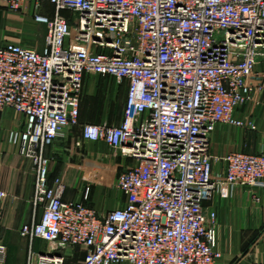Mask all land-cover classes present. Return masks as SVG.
<instances>
[{"label":"built area","instance_id":"obj_1","mask_svg":"<svg viewBox=\"0 0 264 264\" xmlns=\"http://www.w3.org/2000/svg\"><path fill=\"white\" fill-rule=\"evenodd\" d=\"M29 1L0 0L47 29L41 51L0 45V111L26 118L20 140L42 213L21 235L50 247L28 264H67L65 250L85 253L75 264H217L218 216L206 203L222 186H264V153L226 155L224 180L210 153L217 126L244 127L235 111L263 88L264 0ZM86 74L127 85L119 124L82 126L85 140L135 162L118 176L124 206L108 212L86 204L89 189L84 201L65 200L44 154L80 126ZM6 252L0 244V264Z\"/></svg>","mask_w":264,"mask_h":264},{"label":"crops","instance_id":"obj_2","mask_svg":"<svg viewBox=\"0 0 264 264\" xmlns=\"http://www.w3.org/2000/svg\"><path fill=\"white\" fill-rule=\"evenodd\" d=\"M27 4L30 9L33 1ZM47 12L53 15L54 7ZM44 30V25L34 22L30 11H8L0 5V45L14 42L28 46L23 41L43 35ZM256 69L264 74V58ZM97 76L85 75L87 96L80 105V126L68 129L63 137L45 148L44 154L50 159L51 183L60 179L66 185L65 200L84 201L89 189L86 204L108 212L124 206L126 198L118 189L117 180L135 162L112 150L104 141L83 138V125H117L123 118L127 85H119L111 77ZM116 99H122V108L112 117L104 112L100 115L90 112L92 105L107 110ZM235 116L243 120L244 127L220 124L211 136L215 178L225 179L226 155L264 153V85L255 101L238 107ZM25 128L23 114L12 109L0 111V191L6 194L0 225V244L7 248L3 264H28L31 251L44 253L50 249L40 239L31 241L21 235L25 225L39 222L42 216L33 202L36 165L23 151L20 140ZM206 204L218 216L217 248L221 258L217 264H264V186L233 190L222 186ZM60 253L67 256V264L85 257L81 250Z\"/></svg>","mask_w":264,"mask_h":264},{"label":"rangeland","instance_id":"obj_3","mask_svg":"<svg viewBox=\"0 0 264 264\" xmlns=\"http://www.w3.org/2000/svg\"><path fill=\"white\" fill-rule=\"evenodd\" d=\"M46 5L47 4L44 5V8H45L46 11H47V9L48 10L52 9L50 4H48L47 6ZM46 34H47V29L45 27L43 35H39V36L35 35V36L31 37L32 39H26L25 41H23V43L28 45V47H32V48L37 49L38 51H41L44 48V46H45ZM90 75H92V74H90ZM85 96H87V95H86V86L84 84V88H83V91H82V100H83V98ZM99 106L95 107V105H92L91 109H90V112H93V113L99 114V115L102 114V112H104L103 113L104 115L107 114L110 117H112L113 115H115L122 108V99H120V100L116 99V101L113 102V104H111L110 108L107 109V110H104V111ZM71 252H72L71 250L68 251V253H71Z\"/></svg>","mask_w":264,"mask_h":264}]
</instances>
